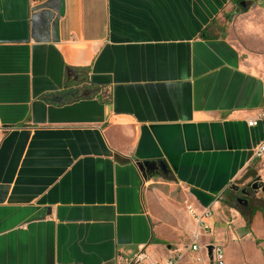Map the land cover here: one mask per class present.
Instances as JSON below:
<instances>
[{"label": "crops", "instance_id": "crops-1", "mask_svg": "<svg viewBox=\"0 0 264 264\" xmlns=\"http://www.w3.org/2000/svg\"><path fill=\"white\" fill-rule=\"evenodd\" d=\"M244 1L0 0V264H160L204 210L202 245L244 234L221 201L264 139V11ZM157 161L168 176L136 166Z\"/></svg>", "mask_w": 264, "mask_h": 264}, {"label": "rangeland", "instance_id": "rangeland-1", "mask_svg": "<svg viewBox=\"0 0 264 264\" xmlns=\"http://www.w3.org/2000/svg\"><path fill=\"white\" fill-rule=\"evenodd\" d=\"M244 2L246 5L245 7H247V3L249 2ZM250 4L256 5L264 11V0H251ZM236 9H241V7L239 5H236ZM253 162L254 163L250 164L249 167L245 171H243L240 180L238 179L235 182V185L239 188V190L244 189L247 191V196L243 197L242 195H240L239 191H229L224 194L221 200L226 208L230 207L234 209L233 211H235L239 216L240 213L237 210H245L246 207L242 204H237L236 199H245L248 201L250 209L245 211L246 215H250L252 209L264 210V192H262V187H264V154L260 158H254ZM157 179L158 178H156L155 180ZM252 186H256L257 190H252ZM152 188L161 191L165 198L168 200L170 198V200L172 199L174 201L181 202L179 197L180 192L173 186L169 187L166 185L162 186L154 184ZM222 211L225 213L224 215L226 216V220L228 223H218V227H231V229H235L236 225L232 223L233 217L226 214L227 209L223 208ZM255 216L256 219L254 221V224L249 225V227L247 228L245 227V229H243L242 231L245 234L250 230L251 227V231L253 232V235L256 237V239L262 241L259 242L256 247H253L252 243L248 242V236L242 237L244 234H241L242 236L240 235L239 237L235 236L234 239H230L226 234H222L219 240L216 242L223 247L224 264H264V219L259 211L255 212L252 218L254 219ZM204 242L205 240L203 238L199 239L200 244ZM188 244L189 243H184L183 246H186Z\"/></svg>", "mask_w": 264, "mask_h": 264}, {"label": "built area", "instance_id": "built-area-1", "mask_svg": "<svg viewBox=\"0 0 264 264\" xmlns=\"http://www.w3.org/2000/svg\"><path fill=\"white\" fill-rule=\"evenodd\" d=\"M264 115V114H263ZM257 121L253 120L248 122L249 127H255ZM264 154V139L260 145L253 151L252 156L254 158H260ZM212 218L211 210H204L199 214H194L193 219L196 224L198 232L201 234H210V227L208 225L209 220ZM199 235L193 238V241L188 245L183 246L179 252L172 253L160 264H182L185 254L189 253H203V257L197 260V264H224L223 247L219 244H200ZM212 246L210 256H208L207 247ZM136 263L141 262V257L137 256L134 260ZM159 264V263H157Z\"/></svg>", "mask_w": 264, "mask_h": 264}, {"label": "water", "instance_id": "water-1", "mask_svg": "<svg viewBox=\"0 0 264 264\" xmlns=\"http://www.w3.org/2000/svg\"><path fill=\"white\" fill-rule=\"evenodd\" d=\"M239 6L241 8H245V2L244 1H241ZM136 166L138 168V170L143 174V176L146 178L147 176L145 175L146 173H148V171L151 173H149L148 176H151V175H156L158 174L156 171L158 170L160 174L162 175H167L168 174V170L166 168V165L164 164V162L162 161H157V162H141V163H136ZM231 190L235 191V192H240V195H242L243 197H246L247 196V191L242 189V190H239V188L237 186H231L230 188ZM252 190H257L256 189V186H252ZM262 192H264V187H262ZM236 203L237 204H240L242 203L243 206H246L247 205V200L245 199H236ZM207 251H208V256H210L211 254V251H212V246H208L207 247Z\"/></svg>", "mask_w": 264, "mask_h": 264}, {"label": "trees", "instance_id": "trees-1", "mask_svg": "<svg viewBox=\"0 0 264 264\" xmlns=\"http://www.w3.org/2000/svg\"><path fill=\"white\" fill-rule=\"evenodd\" d=\"M241 1H244V0H234V3H235V4H238V3L241 2ZM247 4L249 5V3H247ZM248 5H247V7H245L244 9L241 8L240 11L245 12L246 9L248 8ZM166 176H168V175H166ZM249 209H250V207H249V204H248V205L246 206L245 210H244V209L237 210V211L240 213V215H241V217H242V219H243V221H244V223H245V227H246V228L249 227V225H250V223H251V219H252V217H253V215H254L255 212L259 211V212L261 213L263 219H264V210H263V209H259V210H258V209H257V210L252 209V210H251L252 212H250V215H246V214H245V213H246L245 211H246V210H249Z\"/></svg>", "mask_w": 264, "mask_h": 264}, {"label": "flooded vegetation", "instance_id": "flooded-vegetation-1", "mask_svg": "<svg viewBox=\"0 0 264 264\" xmlns=\"http://www.w3.org/2000/svg\"><path fill=\"white\" fill-rule=\"evenodd\" d=\"M239 4H240V2H239L238 4H236V5H239ZM156 172H157V173H159V171H158V170H157ZM149 173H150V172L148 171V173H146L145 175H146V176H148V175H149ZM150 174H151V173H150ZM240 204H242V203H240ZM242 205H243V204H242Z\"/></svg>", "mask_w": 264, "mask_h": 264}]
</instances>
